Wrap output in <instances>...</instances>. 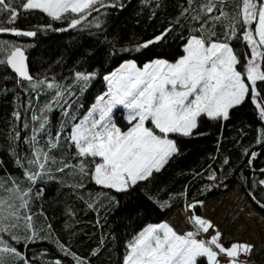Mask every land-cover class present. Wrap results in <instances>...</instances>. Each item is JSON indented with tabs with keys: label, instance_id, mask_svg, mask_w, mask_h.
<instances>
[{
	"label": "snow or ice",
	"instance_id": "snow-or-ice-1",
	"mask_svg": "<svg viewBox=\"0 0 264 264\" xmlns=\"http://www.w3.org/2000/svg\"><path fill=\"white\" fill-rule=\"evenodd\" d=\"M194 3L195 0H188L189 7L183 10L182 15H188L199 24L196 31L200 35L188 37L184 55L174 63L155 59L138 66L133 60L125 61L117 70L103 77L107 82L106 93L79 119L75 114H69L70 105H67V97L75 93L55 82L54 77L50 82L47 77L35 79L29 72L26 47L0 40V67L14 73L8 78L15 80L17 86L27 81L34 90L46 88L54 92L51 102L44 105L40 114L33 112L31 117L33 125L28 143L32 157L25 158L29 166L25 171L26 187L21 190L13 180L12 187L5 188V181L0 178V190L14 192L21 201L19 206L7 204V199L0 196V264H62L60 259L45 260L47 253L26 256L16 246L46 239L31 225L32 188L45 177L55 179L48 165L50 161L52 164H57V161L49 153L59 146L62 137L74 150V163L61 160L56 171L72 168L81 176H89L95 185L104 189L130 193L179 154L176 140L170 137L197 134L195 130L201 117L219 123L228 121L233 110L247 101L254 106L259 120L264 122V0H201L193 7ZM124 6L122 0H0V35L34 38L41 30L63 32L77 29L78 26L85 27L88 17L94 12L99 13L102 8ZM36 11L46 14L50 21L66 24V27L53 29L51 22L38 25L33 30L6 26L15 24L18 17L34 15ZM217 26L221 29L219 35ZM170 31V28L165 29L153 39L125 51L147 49L164 41ZM233 39L245 42L249 50L243 61L231 46ZM95 77V72L74 71L73 78L83 92ZM258 82L261 83L258 85ZM5 90L0 88V91ZM62 105H67L62 108L64 120L53 135L48 128L47 113L53 110V106ZM30 106L29 103L27 107ZM118 107L126 110V120L130 125L126 131H122L112 118L113 110ZM14 116L21 120L20 112H15ZM148 122L150 126H146ZM22 126L28 127L27 124ZM41 134L47 137L43 144ZM18 137L19 132H15L13 139ZM257 142L264 144V127L258 132ZM243 154L249 158V166L258 156L249 150ZM16 162L26 167L19 159ZM223 164L228 165L229 160L225 158ZM258 171L261 175L255 183L264 191V168ZM207 179L217 185L220 183L215 169L209 171ZM75 187L82 188L83 184ZM186 195L187 190L181 194ZM249 196L264 209V200L254 192ZM110 199L115 201V197ZM148 199L162 209L171 206L167 200ZM88 206L92 208L93 204ZM200 206H203V201L199 200L186 205L193 213L187 217L193 230L184 234H179L166 222L143 228L128 242L123 264H221V254L227 258L228 264H252L255 245L247 242L225 245L221 241L222 233L216 230L215 225L196 214ZM22 222L23 233L20 231ZM210 229L215 233L210 239L197 238L202 233H209ZM59 249L71 257L74 264H89L87 258L72 253L63 243H59ZM5 254L11 258L10 261L6 262ZM95 254L94 251L92 255Z\"/></svg>",
	"mask_w": 264,
	"mask_h": 264
},
{
	"label": "trees",
	"instance_id": "trees-1",
	"mask_svg": "<svg viewBox=\"0 0 264 264\" xmlns=\"http://www.w3.org/2000/svg\"><path fill=\"white\" fill-rule=\"evenodd\" d=\"M122 2L125 5L122 8H102L99 13L94 12L84 22L85 27L78 26L77 29L63 32L41 30L34 38L3 34L0 40L25 46L30 74L37 80L47 77L48 82L54 77L55 82L75 93L67 97L69 114L83 118L96 96L106 90L105 75L127 60L135 61L138 66L155 59L176 62L184 55L188 37L200 35L196 31L199 24L189 19L188 15H182L183 10L189 7L188 0ZM200 3L201 0H195L193 7ZM49 22L53 29L66 27L61 22L50 21L46 14L38 11L34 15L18 17L15 24L6 26L33 30ZM169 28L171 31L164 41L139 52L125 51L134 49ZM220 31L217 26L218 35ZM231 46L240 54L242 61L249 53L245 42L240 39H233ZM90 52L97 54L89 55ZM74 71L96 73L83 92L73 78ZM11 76L14 73L10 69L0 67V88L6 89L0 91V178L5 181V188L12 187L14 180L23 190L27 185L25 171L29 167L25 158L32 157L28 143L33 125L31 117L33 112L40 114L44 105L51 102L54 92L46 88L34 90L27 81L17 86L15 80L8 78ZM29 103L31 106L27 107ZM67 105L53 106V110L47 113L50 121L48 128L53 135L63 123L62 108ZM15 112L21 113V120L15 118ZM23 124L28 127L24 128ZM262 127L264 122L259 120L254 106L247 101L233 110L228 121L219 123L201 117L195 130L197 134L192 137H170L176 140L179 154L173 156L159 173L138 184L137 190L130 193L104 189L95 185L89 176H81L72 168L56 171L59 161H72L74 151L62 137L59 146L49 153L57 161V164L50 161L48 165L55 179L45 177L32 188L31 225L33 229L40 230V235L46 239L16 246L26 256L47 253L44 259L49 262L60 259L62 264H74L71 257L60 251L59 243H63L72 253L87 258L89 264H123L128 242L143 228L164 221L175 209L188 210L186 205L194 200L203 201L204 204L240 189L256 212L264 216V209L258 207L249 196L250 192H254L264 200V191L255 183L261 175L258 170L264 168V144L257 142ZM15 132H19L16 140L13 139ZM41 137L43 144L47 137L43 134ZM245 150L258 153L251 166L249 158L243 154ZM225 158L229 160L228 165L223 164ZM17 159L26 167L17 164ZM31 168L35 171L34 166ZM212 169L217 170L220 179L218 185L207 179ZM79 184H83V187H75ZM185 190L187 195L181 196ZM0 196L7 199V204L19 206L21 203L14 192L0 190ZM110 197H115V201ZM148 197L167 200L171 206L159 208ZM89 203L93 204L92 208L88 206ZM7 204L5 211L8 210ZM196 214H201V206L197 207ZM20 231L23 233V222ZM94 251L96 254L92 255ZM10 259L5 254L6 262ZM252 264H264V248Z\"/></svg>",
	"mask_w": 264,
	"mask_h": 264
},
{
	"label": "rangeland",
	"instance_id": "rangeland-1",
	"mask_svg": "<svg viewBox=\"0 0 264 264\" xmlns=\"http://www.w3.org/2000/svg\"><path fill=\"white\" fill-rule=\"evenodd\" d=\"M104 83L106 90L96 96V100L92 106L97 103L101 95L106 93L107 82L104 80ZM112 118L122 131H126L130 127L126 120V110L121 107L113 110ZM146 126H150V122ZM192 215L193 213L189 210L182 211L175 209L160 223L166 222L179 234H184L187 231L193 230L192 225L187 221V217ZM199 216L215 225L216 230L222 233L221 241L225 245L231 242H247L255 245L251 256L252 263L257 254L264 248V216L256 212L240 189H235L226 196L204 203L201 206V214ZM214 234V231L210 229L209 233H202L197 238L210 239ZM241 259H244V257L241 256ZM219 260L221 264H228V260L223 254L219 256Z\"/></svg>",
	"mask_w": 264,
	"mask_h": 264
},
{
	"label": "water",
	"instance_id": "water-1",
	"mask_svg": "<svg viewBox=\"0 0 264 264\" xmlns=\"http://www.w3.org/2000/svg\"><path fill=\"white\" fill-rule=\"evenodd\" d=\"M26 55H27V53H26ZM28 56V55H27ZM28 59H29V57H28Z\"/></svg>",
	"mask_w": 264,
	"mask_h": 264
}]
</instances>
